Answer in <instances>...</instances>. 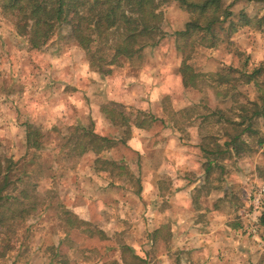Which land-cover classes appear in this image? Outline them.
<instances>
[{"label": "rangeland", "instance_id": "obj_1", "mask_svg": "<svg viewBox=\"0 0 264 264\" xmlns=\"http://www.w3.org/2000/svg\"><path fill=\"white\" fill-rule=\"evenodd\" d=\"M242 1H245L244 9L240 4L237 6L240 11L233 12V24L239 29L236 34L228 37L231 28L225 22L214 35L208 36L214 48L202 46L200 36L196 37L198 46L189 64L196 73L204 75L196 88L202 92L198 98H205V109L185 110L190 113L185 115L175 113L169 102L164 104L175 128L184 130L194 114L212 118L202 124L208 137L205 143L208 151H198V156L194 150L187 151L194 161L210 165L211 178L219 183L214 184L219 185L217 192L208 201V211L211 208L212 214L199 216L202 222H210L208 218L212 221L211 216L214 217L212 231L215 237L220 236L216 240L222 242L210 252L209 256L214 257L211 264H264V224L260 223L264 195L261 207L258 210L253 207L254 197L264 186V144H258L264 140V116L253 115L256 106H262L264 95L256 85L264 86V0ZM237 2L224 0L223 6L233 10ZM160 11L165 37L157 48L170 55L176 66L182 65L183 55H190L189 49L183 54L177 51L182 41H176L174 34L184 30L193 16L176 1L163 3ZM241 30L248 31L242 38ZM243 46L245 51H240ZM249 48L262 52L257 56L249 53ZM154 49H146L141 59L114 67L111 76L102 77L98 73L102 79L95 80L86 52L69 40L66 31L61 30L46 47L33 50L17 34L11 17L3 13L0 3V154L3 168L11 167L7 171L10 186L4 193L9 201L0 211V264H144L141 258L145 252H149L150 264H174V260L161 259L167 252L177 254L179 264L187 263L189 255L161 245L160 241H167L171 234L169 226L157 229L165 216L143 213L141 203L129 208L119 201L134 200L142 190L143 176L157 168L144 165L138 168L143 159L121 146L101 154L97 163L94 154L82 157L72 152L70 142L75 129L83 125L93 124L96 131L108 133L111 127L103 110L108 108L104 102L109 100L104 96L94 100V94L104 92L113 75L125 74L126 67L133 72L139 69L135 67L150 60L153 64L155 60L159 62V56L156 59L149 54ZM229 55L232 57L229 67H215L213 62H207L223 57L227 60ZM260 67L263 72L248 83V76ZM131 74V78L138 77L137 72ZM143 93L148 92L143 90ZM126 107L116 108V112L128 116L129 123L145 121V126L152 125L149 116ZM29 125L41 137L42 150L27 148ZM229 135L239 137L242 153L226 152ZM104 160L115 164L105 165ZM179 173L193 176L180 168ZM168 186L167 182L160 184L164 190ZM121 187L123 190H119ZM24 189L29 199L22 195ZM66 212L87 219L88 225L83 230L72 228ZM176 218L183 225L193 220L188 213L171 215L172 220ZM253 230L257 232L252 233ZM99 231L104 232L105 239L92 236ZM150 236L154 246L146 245ZM130 246L133 249L125 250ZM227 257L230 259L225 262Z\"/></svg>", "mask_w": 264, "mask_h": 264}, {"label": "crops", "instance_id": "obj_2", "mask_svg": "<svg viewBox=\"0 0 264 264\" xmlns=\"http://www.w3.org/2000/svg\"><path fill=\"white\" fill-rule=\"evenodd\" d=\"M244 2L238 0L233 10L231 9L232 12L237 14L240 11L237 6L240 4L242 5V9H244ZM241 31H239L240 38L248 32ZM155 48L149 54L156 56V59L159 56V62L155 60L156 63L153 64L152 60H150L144 66L135 67L139 69L133 72L126 67L125 74L120 76L119 73H115L113 79L111 78L107 83L104 92L95 93L93 96L94 100L100 99L103 96L107 98L109 102H104L109 105L107 107H116L111 105V103H115L117 104V108L127 106V110L135 109L139 114L144 113L151 118L152 125L145 126V121H138L139 123H143L144 126H137V122L133 124L129 123V128L121 127L113 123L108 116H105L106 119L108 118L107 121H110H108L111 127L110 130L108 133H102L95 129V132L100 136L108 137L117 142L116 147L107 152L114 151L119 146L125 147L131 152H136L139 154L141 160L143 159L138 168L143 165L157 168L155 170L150 169L148 171L149 175L143 176L141 179L143 183L142 190L134 196V200L127 202L124 199H120V204L124 207L132 208L136 203H141L143 204V213H147L148 215L156 213L159 216H165L164 220L159 221L157 229H168L169 226L171 234H169L167 241H160L161 245L165 244L167 248L174 250L180 249L181 253L189 255L186 264H211L214 257L209 256V254L213 251L214 246L217 247L221 242L220 240H216L220 236L215 237V232L212 231L213 216H211L212 221L211 218H208L211 224L208 221H200L199 216L207 213L212 214L213 210L211 208L208 211V207H210L208 201L217 192L218 188L216 187L219 185L214 186V184L219 183L218 179L211 178L213 175L210 174V165L205 166V164L194 161L187 151L194 150L195 156H198V151L203 153L208 151L205 145L208 137L204 134L205 128H203L202 124L207 119L210 120L212 118L210 116L199 117L198 114H194L193 118L189 120L187 127L183 128L184 130L175 128L171 124L169 120L170 113L167 112V106H164L165 102L171 104L175 113L187 115L190 113L185 112V110L205 109V103L203 102L205 98L203 96L198 98V94L202 95L200 88H186L184 86L180 72L181 64L176 66L170 55L164 54L161 48ZM242 49L240 51H245L246 48L243 46ZM252 52L258 56L262 51L260 49L256 50V48H249V53ZM231 60L232 57L229 55L227 60L223 57L207 62H213L215 67L225 68L229 67L227 65L230 64ZM136 72L138 74L135 76L138 77L131 78V73ZM91 74L95 80L102 79L97 72ZM111 74L108 76H111ZM118 77L119 79L114 80ZM174 81H177L176 85H174ZM143 90H146L148 93L141 94ZM166 97H171V100H166ZM82 127H88V125H83ZM127 129L130 131V136L127 137L126 144L123 145L120 139ZM120 134H122L121 137H119ZM149 139L155 141L151 143ZM178 143L179 146L177 145ZM190 143L192 144L191 146ZM180 144H183V147H180ZM90 154H94L97 156V159H101V155L98 156L93 151L85 153L82 157ZM145 160H147V163ZM211 164L215 166L216 163ZM196 167H198L197 170L195 169ZM179 168L185 171V173H192L193 176L179 173ZM155 175H157L156 179H154ZM164 182L169 184L165 190L160 187V184ZM119 190H123V188L121 187ZM121 196L124 197L123 195ZM180 213L191 214L193 222L190 221V223L187 222L183 225L177 218L171 219L172 214ZM83 221L87 222L88 220L84 218ZM146 243V245L150 246L155 245L151 236ZM148 253L145 252V256L141 258L144 264H150L147 258ZM161 259L169 262L174 260V264H179V258L175 253L167 252L161 256ZM217 259L218 261L220 260V258ZM228 259L230 258L227 257L225 262H228Z\"/></svg>", "mask_w": 264, "mask_h": 264}, {"label": "trees", "instance_id": "obj_3", "mask_svg": "<svg viewBox=\"0 0 264 264\" xmlns=\"http://www.w3.org/2000/svg\"><path fill=\"white\" fill-rule=\"evenodd\" d=\"M168 1L179 2L181 7L193 16L184 30L174 34V38L178 42L182 41L178 44L177 51L183 54L189 49L190 55H183L185 57L180 68L184 86L196 88L199 78L204 77L196 73L189 64L191 54L198 46L196 37L200 36L202 46L214 48L215 44L214 42L209 44L208 36L214 35L220 25L229 22L231 28L229 38L239 30L233 24L235 14L229 9L230 6L224 8V0H0V3L3 13L11 17L17 34L27 40L31 49L40 50L46 47L61 30L66 31L69 40L86 52L90 68L101 76H108L114 67L121 66L123 62L129 64L135 59H141L146 49L160 45L165 37L161 28L164 17L160 6ZM241 17L245 19L243 14ZM262 72L263 68L256 69L248 76V83L251 82L250 78ZM256 85L259 90L264 91V86L258 83ZM261 100L262 106H256L257 109L253 112L256 117L264 116V95ZM111 105L116 107L111 110L108 109L110 107L105 108L103 112L113 123L129 128L128 116L116 112L117 104ZM137 126L144 125L138 123ZM128 136L130 131L127 129L120 139L121 144H126ZM230 137L229 135L225 143L226 152L242 153L244 149L238 143L239 137ZM70 142L73 144L72 152H76L78 156H83L89 151L100 156L117 145L115 140L97 134L93 125L77 127ZM258 144L263 146L264 140H260ZM26 145L29 150L36 151L42 150L44 145L31 125L27 128ZM218 150L223 152L220 149L216 151ZM8 161L10 163L12 160ZM100 161L96 160L97 163ZM3 163L0 154V211L8 200L4 193L10 186V175L7 171L11 170V167L4 169ZM104 163L115 164L107 160ZM119 169L125 168L119 166ZM22 191L24 198L29 199L27 190ZM66 215L67 222L72 228L83 230L88 225L71 212H66ZM260 223L264 224V215L260 217ZM92 236L105 239L102 231ZM125 250L130 251L131 248L125 247ZM133 257L140 260L137 256Z\"/></svg>", "mask_w": 264, "mask_h": 264}, {"label": "built area", "instance_id": "obj_4", "mask_svg": "<svg viewBox=\"0 0 264 264\" xmlns=\"http://www.w3.org/2000/svg\"><path fill=\"white\" fill-rule=\"evenodd\" d=\"M264 195V186L260 188L258 194L254 197L253 207L255 206V210H258L262 205V196ZM256 230H253L252 233H256Z\"/></svg>", "mask_w": 264, "mask_h": 264}]
</instances>
